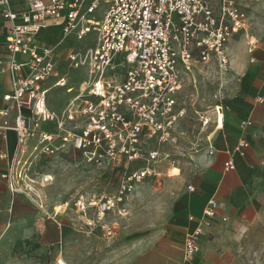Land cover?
I'll return each mask as SVG.
<instances>
[{
    "label": "built area",
    "instance_id": "built-area-1",
    "mask_svg": "<svg viewBox=\"0 0 264 264\" xmlns=\"http://www.w3.org/2000/svg\"><path fill=\"white\" fill-rule=\"evenodd\" d=\"M27 1L28 8L16 12L10 8V0H0V15L9 22L5 41L9 59L0 61V74L27 69L25 75L13 78L12 90L3 95L7 105L0 111V136L12 129L16 146L0 172V182H6L15 193L33 196L43 209L31 190L28 159L23 160L28 149L34 157L72 153L93 166L119 169L121 177L114 193L98 198L79 195L72 202L89 232L98 228L111 236L117 225L115 217L129 214V194L159 175V146L175 140V126L184 115L179 93L185 76L197 66L227 71L228 41L245 30L247 14L234 0H219L216 10L207 0ZM101 3L104 9L97 19L94 13ZM51 23L60 26V36L53 44L41 43L37 37ZM90 31L96 34L93 43L66 53L69 66L82 68L86 76L77 87L68 85L65 75L56 73L59 52L70 38L82 40ZM117 67L124 69L122 75ZM52 78V85L65 87L67 93L58 110L47 104L50 88L45 83ZM257 100L261 102L263 97ZM22 107L29 113L24 114ZM12 110L11 122L8 115ZM223 110L220 100L198 111L201 128L210 124L222 128ZM43 123L49 127H42ZM249 124L241 121L243 126ZM247 145L240 138L235 149L243 154ZM0 158L5 155L1 153ZM57 213L54 208L46 217L60 226ZM214 215L210 200L196 227L184 235L181 264H191L199 251L204 218ZM55 264L65 262L57 258Z\"/></svg>",
    "mask_w": 264,
    "mask_h": 264
},
{
    "label": "rangeland",
    "instance_id": "rangeland-1",
    "mask_svg": "<svg viewBox=\"0 0 264 264\" xmlns=\"http://www.w3.org/2000/svg\"><path fill=\"white\" fill-rule=\"evenodd\" d=\"M207 1L217 9L219 0ZM234 2L247 14V26L234 34L227 46L236 54L241 50L249 52L254 44L264 39V0ZM103 9L104 4L101 3L94 17L100 19ZM95 38V32L90 31L82 40L70 38L62 46L56 73L65 75L68 85L77 87L86 76L82 68L69 66L66 53L71 49H85ZM116 71L122 75L124 69L117 67ZM234 82L231 69L221 71L215 66H197L185 76L179 93L184 115L175 126V140L159 146V175L137 185L129 194L127 217L109 215L117 221L111 236L98 228L89 232L72 202L79 195L98 198L114 193L121 171L93 166L78 154L34 157L30 155L31 148L28 149L23 160L28 159L26 166L33 180L31 190L43 203L45 212L52 213L54 207L59 210L57 217L62 222L59 242H42L40 234L45 220L39 217V221L27 225L31 229L28 237L22 235L8 239L7 248L0 253V264H54L56 257H62L67 264H111L135 242L153 238L163 222L169 200L177 190L174 178H182L184 182L194 178L198 172V160L207 149V129L201 128L197 112L226 99ZM48 96L51 105L58 110L63 106L67 93L65 87H56L49 91ZM49 176L51 179L44 181ZM26 196L36 203L33 196ZM59 205H62L60 209ZM47 220L52 222L50 218ZM238 254V264H264V203L257 224L245 235Z\"/></svg>",
    "mask_w": 264,
    "mask_h": 264
},
{
    "label": "crops",
    "instance_id": "crops-1",
    "mask_svg": "<svg viewBox=\"0 0 264 264\" xmlns=\"http://www.w3.org/2000/svg\"><path fill=\"white\" fill-rule=\"evenodd\" d=\"M10 8L16 12L24 11L28 8V1L10 0ZM8 27V20L0 15L2 62L9 59L5 50ZM59 36L60 26L51 23L40 31L37 38L41 43L53 44ZM248 51L241 50L236 54L227 46L234 87L223 100V127L215 129L214 124H210L207 128L206 136L210 141H207V149L198 160L197 175L185 182L182 178H174L177 190L169 200L158 233L151 239L135 242L111 264H181L184 235L196 227L210 200L214 202L215 215L204 218L199 251L191 264H238L241 242L257 224L264 203V39ZM26 73V67H22L18 71L6 70L0 74V111L7 105L3 95L12 90L13 78ZM52 79L45 83L49 91L56 88ZM48 93V107L57 110L51 105ZM257 97H263V100L259 102ZM21 111L29 113L27 107H22ZM13 114L14 110L8 115L11 122ZM242 120L250 121V124L243 126ZM42 127L49 126L43 123ZM240 138L248 142L243 154L235 149ZM15 146L16 134L9 128L4 136H0V154L5 155V158H0V172L11 159ZM227 162H231L232 167L227 166ZM45 211L29 197L13 192L6 182L1 181L0 253L7 248L10 237H28L31 229L27 225L39 221V217L45 220L40 234L42 242H59L62 222L58 219L61 223L58 226L53 219L48 221Z\"/></svg>",
    "mask_w": 264,
    "mask_h": 264
}]
</instances>
